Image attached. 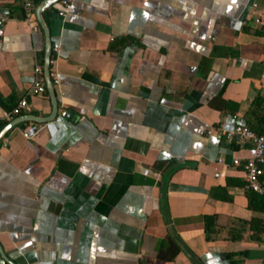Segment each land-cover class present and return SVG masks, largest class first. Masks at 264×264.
Here are the masks:
<instances>
[{"label": "crops", "instance_id": "0c3cea01", "mask_svg": "<svg viewBox=\"0 0 264 264\" xmlns=\"http://www.w3.org/2000/svg\"><path fill=\"white\" fill-rule=\"evenodd\" d=\"M22 3L0 0V114L24 97L47 116L46 88L28 92L43 33ZM51 6L56 115L0 139L2 264H261L252 147L219 131L264 113V0Z\"/></svg>", "mask_w": 264, "mask_h": 264}, {"label": "built area", "instance_id": "2783aa9c", "mask_svg": "<svg viewBox=\"0 0 264 264\" xmlns=\"http://www.w3.org/2000/svg\"><path fill=\"white\" fill-rule=\"evenodd\" d=\"M58 9L56 14L60 17H64L69 9L71 8L72 0H57ZM24 15L27 21H29L30 27L35 30L37 28L36 23L31 20L33 17V4L31 0H23L22 3ZM252 7H255L256 4L252 3ZM58 51L57 46H51L50 52L56 53ZM51 59L49 58V63ZM50 75V74H49ZM52 84H57L58 80L55 76H52ZM30 94L41 95L45 92V84L42 73V66L36 64L34 67V78L31 82V85L28 89ZM31 110V106L25 100L24 97L19 98L15 105L8 111H2L0 114V119L5 121H10L20 114H27ZM60 116L68 117V112L62 110ZM214 132L212 128L206 130L207 134ZM227 140L236 138L238 142L248 141L252 147V153L249 158H247L242 164L244 170V187L247 190L256 192L257 194L264 196V177L262 164L264 162V128L260 133H255L250 130L245 125H235L230 129H222L219 131ZM234 164H237V160H233ZM264 264V240L262 242V262Z\"/></svg>", "mask_w": 264, "mask_h": 264}, {"label": "water", "instance_id": "95a60500", "mask_svg": "<svg viewBox=\"0 0 264 264\" xmlns=\"http://www.w3.org/2000/svg\"><path fill=\"white\" fill-rule=\"evenodd\" d=\"M57 0H41L37 3L34 7V16L42 30L43 33V57H42V73L44 78L45 88L47 90L49 99H50V113L47 116H36L33 114H25L21 116H17L12 120L8 121L3 127L0 129V139L4 136V134L13 126L18 124L19 122H26V121H33V122H46L52 120L56 115V100L54 96L53 86L49 76V56H50V49H51V40L49 37V31L45 21L43 20L42 13L52 4L56 3ZM186 251V250H184ZM188 257L193 260V257L186 252ZM5 260V257L2 253L0 248V264Z\"/></svg>", "mask_w": 264, "mask_h": 264}, {"label": "trees", "instance_id": "16d2710c", "mask_svg": "<svg viewBox=\"0 0 264 264\" xmlns=\"http://www.w3.org/2000/svg\"><path fill=\"white\" fill-rule=\"evenodd\" d=\"M33 4H37L41 0H31ZM53 6H51L52 8ZM39 58H41V53ZM247 127L255 133H260L264 128V113L255 119V121H247ZM3 126V123L0 124V128ZM264 177V175H262ZM225 197V196H223ZM248 207L253 210L264 211V196L257 194L253 191L246 192ZM224 199H228L226 196Z\"/></svg>", "mask_w": 264, "mask_h": 264}]
</instances>
